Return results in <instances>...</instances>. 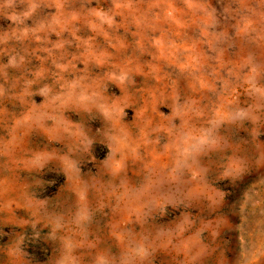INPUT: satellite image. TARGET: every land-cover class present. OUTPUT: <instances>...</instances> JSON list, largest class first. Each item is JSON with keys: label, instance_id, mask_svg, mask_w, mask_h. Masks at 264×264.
I'll use <instances>...</instances> for the list:
<instances>
[{"label": "rangeland", "instance_id": "obj_1", "mask_svg": "<svg viewBox=\"0 0 264 264\" xmlns=\"http://www.w3.org/2000/svg\"><path fill=\"white\" fill-rule=\"evenodd\" d=\"M0 264H264V0H0Z\"/></svg>", "mask_w": 264, "mask_h": 264}]
</instances>
